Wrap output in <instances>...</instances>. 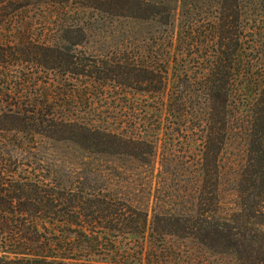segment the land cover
Returning <instances> with one entry per match:
<instances>
[{"label":"trees","instance_id":"trees-1","mask_svg":"<svg viewBox=\"0 0 264 264\" xmlns=\"http://www.w3.org/2000/svg\"><path fill=\"white\" fill-rule=\"evenodd\" d=\"M263 1L188 0L190 19L181 23L169 0H0V264H264ZM246 8L253 16L243 34ZM207 12L214 20L211 69L198 96L200 169L190 189L173 195L186 200L155 205L149 216L148 205L111 188L103 169L57 167L51 149L66 142L154 163V141L124 136L118 106L95 102L122 99L118 86L161 85L168 68H158L150 46L143 58L131 39L110 54L96 44L113 40L123 21L144 22L166 32L156 37L166 41V56L188 54L199 35L194 16ZM184 25L191 43L181 37ZM226 69L236 96L237 151L229 160L219 126Z\"/></svg>","mask_w":264,"mask_h":264},{"label":"rangeland","instance_id":"rangeland-1","mask_svg":"<svg viewBox=\"0 0 264 264\" xmlns=\"http://www.w3.org/2000/svg\"><path fill=\"white\" fill-rule=\"evenodd\" d=\"M187 1L178 0L176 3L175 0H169L172 6L178 4L176 17L181 23L190 19L188 18L190 15L186 14L185 8H183L184 2ZM32 12L30 13L33 14ZM36 12L39 13L37 10ZM30 13L26 12V15ZM252 16L246 8L243 20L247 23L243 25V34L249 31ZM254 17L260 18V16ZM194 18L200 22L199 35L192 39L195 45L187 47L188 54L186 50L181 55L173 50L166 56L165 52H169L165 45L166 41L156 39L157 36H165L166 32L159 30L158 35H156L155 29L144 22L128 24L123 21L117 28L119 32L113 40L106 41V44H96L98 50L110 54L116 51L117 46L121 49L120 52L125 50L126 43L131 39L133 44L143 49V58L148 60L145 46H150L149 54L151 57L153 54L157 59L160 64L158 68L163 66L168 68V74L164 76L161 85L156 84L149 88L142 84L140 91L118 86L122 99L114 101V104L104 99L95 102L97 108L118 106L117 108L121 111L122 122L120 130L124 136L154 141L156 144L154 163L147 165L126 155L112 157L100 153L92 154L70 142L56 143L51 149L57 167L82 170L100 168L106 171V174H109L113 179L111 188L138 206L148 205L149 216L152 215V209L155 205L167 209L176 201L186 200L187 197L175 198L173 195L178 193L181 195L184 187L186 190L190 189L200 169L199 158L202 154L200 136L203 135L202 130L205 124L201 121L199 109L203 107V104H200L202 99L198 96L201 93L199 88L205 81L204 76L211 69L210 44L212 41L210 40H212V32L209 24L212 23L214 17L210 12H207V14L199 13ZM126 25L131 27H126ZM185 25L180 30L181 37L187 36L186 40L191 43V37L187 34ZM33 26V33L36 36L42 33V25L37 22ZM176 33L177 31H175ZM3 35L13 36L15 33L9 34L3 31ZM48 35L49 33L46 36ZM159 44L162 45L159 46ZM195 52H199L200 55L196 57ZM190 53L192 54L189 55ZM229 75L226 69L224 72L225 79L221 82L222 92L226 96V118L223 124L219 123V126H222L220 131L222 130L227 137L221 153L227 160L232 159L237 151L233 118V102L236 98L235 84L232 80L228 81L232 77L231 72ZM54 80L57 86L63 84V79L59 77ZM65 84L67 85L68 82ZM78 86L81 89L84 84L80 83ZM106 87L109 88V86ZM77 105H80L82 109L88 107V104L85 105L84 103H77ZM177 106L179 117L174 115L175 112L172 114L169 111L171 109L177 111L175 109ZM128 107L132 108V117L128 120L129 125L131 124L130 127L126 124L127 117H125L128 113Z\"/></svg>","mask_w":264,"mask_h":264}]
</instances>
